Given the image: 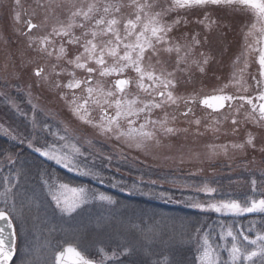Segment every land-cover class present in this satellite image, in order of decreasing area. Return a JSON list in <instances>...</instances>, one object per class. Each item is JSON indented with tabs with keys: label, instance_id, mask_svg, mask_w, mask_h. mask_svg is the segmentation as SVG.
<instances>
[{
	"label": "rangeland",
	"instance_id": "1",
	"mask_svg": "<svg viewBox=\"0 0 264 264\" xmlns=\"http://www.w3.org/2000/svg\"><path fill=\"white\" fill-rule=\"evenodd\" d=\"M94 2L98 7H102L105 3L124 5L121 12L115 14L121 19L119 27L123 34V21L134 18L135 10L129 6L130 0H20L19 6L16 5L15 0H0V93H3L0 95V135L18 143L20 139H24L25 143L22 145L27 148H29L27 140L34 135L37 137L34 141L37 146L47 141V144L54 146L59 154L70 155L71 145L75 144L84 152V156L77 157L81 169L92 171L90 164H102L124 176H133L139 181L143 178L141 182L151 183L155 180L158 185L165 183L193 188L207 183L215 187L216 194L222 198L246 195L259 197L264 192V185L261 184L264 180V176L261 175L264 172V152L260 151L264 147V128L246 119L251 111L246 103L238 114L234 109L239 106V101L233 105V108L230 109L226 105L219 112H214L200 103L204 98H210L214 90L229 83L232 74L238 73L239 69L243 68L246 58L250 66L245 78L248 85H253L250 74L257 72L258 53L251 52L247 57L241 55L245 51V33L254 20L252 14L237 12L230 8L211 7L177 9L166 17V19H174L179 16L189 21L187 26L174 29L170 34L173 43L183 44L185 35L190 39L192 35L199 33L201 44L196 46L186 63L179 65V70H176V53L162 54L160 57L162 63H156V58H153L151 64L157 73L175 70L177 88L173 90L174 95L185 98L194 95L196 103L185 105L179 101L177 105L155 109L151 118L163 119L167 113L169 126L177 131L174 134H165L157 130L159 143L150 141L145 147L137 148L135 143L123 138L116 140L114 137L100 134L98 129L85 125L71 112L68 101L72 100L73 91L78 98L87 95L83 85L75 90L63 87L73 79L69 75L73 71L77 79H84L88 75L67 62L83 52V39L79 44H69L67 37H53V43L47 46L49 51H52L51 55L37 50L39 40H30V37L49 34L53 27H58L61 23L67 24L72 11L76 8L86 10L87 6ZM144 2L166 7L170 0H141V3ZM158 10L159 7L152 11ZM205 12L209 14L210 19L216 21L211 31L195 23L196 20L203 19ZM17 13L20 15L19 21L14 18ZM29 19L39 25L31 32H28L26 24ZM75 19L78 22L81 20L80 17ZM90 26L91 22L85 25L86 28ZM72 31L75 36H81L84 29L74 28ZM109 38L98 37V41H106ZM247 43H253L252 37L248 38ZM61 44L67 49V56L58 60ZM200 53L210 58L207 65L201 64L205 69L204 72H200L197 64L193 63V60L202 61L203 57ZM238 56L240 61L235 63ZM106 60L108 64L113 63L110 57H106ZM148 63L146 60V67ZM89 66L95 67V64ZM38 67H43L44 74L48 76L47 81L41 82L34 75ZM62 69L64 71L61 75L55 74ZM117 78L116 76L102 78L98 73L93 75V80H99L105 89L112 87L113 81ZM119 78H129L133 81L128 89L131 94L138 95L141 99H149L135 86L137 75L133 70H127ZM57 82L61 87L55 86ZM254 89L255 87H250L245 93L238 91L237 86H229L224 91L233 95L252 96ZM62 95L66 96L67 100L63 99ZM9 101L15 103L17 107H13ZM90 107L93 109L92 118L98 121L100 110L91 105ZM188 107L192 108V113L187 117L181 115ZM113 111L109 109L110 113ZM33 112L37 122L40 125L47 124L48 130L40 128L33 130L31 124ZM173 116L175 120L172 119ZM233 118L237 120L235 125L231 122ZM196 119L200 120L199 125L194 123ZM216 120H220V123L215 124ZM121 123L122 126H126L123 121ZM140 123H143V115L137 121V126ZM214 128H218L219 131H214ZM248 133H252L255 137V148L248 145L244 149L231 147L233 143H244ZM60 136L66 139L61 140ZM89 140L92 141L91 144L88 143ZM222 145L229 146L227 154L220 147ZM211 146H216L217 155L212 154ZM108 156L112 157L110 162L106 159ZM44 158L49 160L47 157ZM0 164L7 163L3 161ZM58 165L63 167L62 164ZM87 177L94 176L87 175ZM252 179L257 180L255 191L250 187ZM38 191L32 192L33 197L21 189L17 196V205L27 206L25 222L21 224L20 220H17L19 224L17 264H51L54 251L64 244L55 245L57 239L88 238L89 228L97 222L96 206L86 205L73 217H69L49 209L43 199L44 195L40 190ZM38 194L40 199L36 198ZM51 202L55 207L54 202L52 200Z\"/></svg>",
	"mask_w": 264,
	"mask_h": 264
},
{
	"label": "snow or ice",
	"instance_id": "2",
	"mask_svg": "<svg viewBox=\"0 0 264 264\" xmlns=\"http://www.w3.org/2000/svg\"><path fill=\"white\" fill-rule=\"evenodd\" d=\"M16 5L19 6L20 0H15ZM130 7L134 8V18H127L123 21V34L119 25L121 19L116 13L121 12L122 4L105 3L102 7H98L97 3H91L87 9L76 8L71 12L69 22L67 24L61 23L58 27H53L52 31L44 36L32 38L30 40H39V52H45L48 55L52 54L49 51L48 44L53 43V37H67L69 44H79L83 39V52L76 55L73 59L67 62L74 66L75 69L83 70L88 75L84 79H77L75 72L69 73L73 79L69 80L63 87L69 90L80 89L84 86L86 97L78 98L73 91V98L68 101L71 112L85 125H90L94 129H98L100 134L114 137L116 140L122 138L126 141L135 143L137 148H142L148 142L154 141L159 143L157 130L165 134H174L177 130L169 126L168 116L165 113L163 119L153 120L151 114L155 109H163L171 105H177L182 101L185 105L196 103V97L190 95L187 98L174 95L177 88V81L175 77V70L165 73L161 71L157 73L152 66L151 61L156 58V63H162L160 59L162 54H177L176 70H179L181 63H186L187 58L192 55L196 46L201 44L199 33L191 36L189 39L184 36L185 43H173L170 34L173 30H178L181 26H187L189 21L184 17H176L174 19H166L169 14L177 9H194V8H211L221 7L230 8L237 12L244 11L251 13L254 17L253 22L248 26V31L245 33V51L241 54L245 57L251 52H257L258 70L255 74H250L254 82L253 85H248L245 74L250 66L247 58L244 61L243 68L239 72L232 74L229 83L214 90V94L210 98H204L200 101L207 108L214 112H219L227 105L228 108H233V105L239 101V106L234 109L238 114L240 108L246 103L250 106L251 111L247 114L246 119L251 120L254 124L264 128V0H170L168 6L163 7L153 3H141V0H130ZM159 7L158 11H152ZM102 12L103 15H97ZM80 17L78 22L75 18ZM17 21L20 19L19 13L14 17ZM91 22L90 27H85ZM195 23L203 25L206 29L211 31L212 26L216 24L215 20L210 19V16L205 12L203 19L196 20ZM28 32L38 28L39 25L32 23L31 19L26 21ZM74 28L84 29L81 36H75L72 31ZM27 35V33H24ZM91 38H87V37ZM98 37H110L108 40L98 41ZM252 37L253 43H247L248 38ZM207 39V37H205ZM123 49V52L121 50ZM55 49H53L54 51ZM181 53H183L181 55ZM67 56V49L63 44L59 46L57 59ZM203 57L202 61L193 60L197 64L200 72H204V67L209 62V57L204 53H200ZM106 57L113 60L112 64H108ZM148 61V66H145V61ZM240 57L236 58L235 63H239ZM95 64V67H90L89 64ZM55 68V66H53ZM133 70L137 79L135 86L138 90L143 92L149 99H141L138 95L131 94L128 89L133 81L129 78H119L127 70ZM61 72L55 73L61 75ZM100 77H118L113 81L112 87L105 89L99 80L94 81L93 75L97 74ZM34 75L40 79L41 82L47 81L48 76L44 74L43 67L35 69ZM147 81V82H146ZM57 88L61 87L59 82L55 85ZM229 86H237L238 91L247 93L250 87L257 89L255 96L247 95H233L228 94L224 89ZM3 95V93H0ZM131 97V98H130ZM62 98L67 100L66 96ZM13 107H17L15 103ZM31 103V101H29ZM100 110L99 120L92 118V107ZM35 107V106H34ZM113 109V112H109ZM19 111V109L17 108ZM192 113V108L181 115L187 117ZM22 115L24 113H21ZM143 115V123L137 126V121ZM175 120V116L172 117ZM227 119V117H224ZM126 126H122L121 122ZM232 124H237L235 118L232 119ZM196 125L200 124V120L194 121ZM219 124L220 120L214 121ZM31 124L33 130L40 128L41 130H48L47 124L40 125L37 122L35 112H33ZM214 131H219L214 128ZM235 131V129H234ZM16 139V137H13ZM59 139L65 140L66 137L60 136ZM36 136H32L27 140L29 148H32L36 153L49 160H54L57 164H62L64 168L69 171L79 172L81 175H93L100 179L103 183V178L97 172L88 169H81L77 162L78 156H84L81 148L75 144L71 145L72 153L59 154L55 151L54 146L47 144L37 146L34 141ZM255 137L252 133H248L247 139L244 143H233L231 147L234 149H244L246 145L255 148ZM21 144L25 143L24 139H20ZM92 143L91 140L88 141ZM213 148V155H217ZM224 153L228 152V145L220 146ZM264 152V147L260 149ZM109 162L112 160L111 156L106 158ZM7 160L11 164L16 163L14 154L8 153ZM264 176V172L261 173ZM143 178H141L142 181ZM16 183H19V173L16 176ZM156 184L157 181H151ZM45 186L48 187V194L55 204V209L67 216H73L82 210L86 205L93 201L99 200L107 202L109 205H114L117 201L110 195L104 193H96L84 186H73L67 182L57 181L55 184H50L48 180H44ZM264 185V180L261 181ZM114 187L116 185H113ZM257 180L250 181L251 190L255 191ZM15 185L6 178V187L3 192H0V202L4 207L0 208V264H12L13 257L16 255V236L17 225L14 223L20 220L21 224L25 222V208L24 204L17 205L13 188ZM136 187V185H133ZM191 187V186H188ZM197 193H203L207 196H213L217 189L211 187L207 183L194 186ZM146 195L150 193H145ZM161 198L166 196L165 193H159ZM170 200L171 197H168ZM188 206L200 209L205 212H214L222 215L243 216L250 213L264 214V192L259 198L245 196L243 199L228 198V199H210L208 201H200L195 197H190ZM134 228L139 226L133 225ZM142 239L151 244L157 237L163 236V233L155 227H149L147 230L141 229ZM251 232L252 229H247ZM219 240H223V244L219 240L212 239V231H203L202 228L194 227L191 234L186 240L182 239L181 243L191 242L193 239L198 245L197 251L199 255L195 258L192 264H264V230L256 231L255 236L252 237L246 234L243 227L234 228L232 225L221 223L220 230L217 233ZM140 250L145 255L150 256L151 252L141 245ZM137 246L131 242H117L114 249L105 251L104 248L97 250L100 254V259L96 260L86 249H83L79 244H74L65 241L53 253L51 264H107L109 261H119V264H149L147 260L136 261L128 259L137 254ZM227 253V258L222 256V253ZM151 264H160L159 261H153ZM164 264H181L180 261H170L166 256Z\"/></svg>",
	"mask_w": 264,
	"mask_h": 264
},
{
	"label": "trees",
	"instance_id": "3",
	"mask_svg": "<svg viewBox=\"0 0 264 264\" xmlns=\"http://www.w3.org/2000/svg\"><path fill=\"white\" fill-rule=\"evenodd\" d=\"M8 153L14 154L15 164L8 162ZM3 161L7 164H0V192L4 191L6 178H8L15 185L13 193L16 201L21 189L29 196H33L34 190H40L49 209L60 213L51 202L49 190L45 186L44 180H48L50 184L60 181L70 183L73 186H85L97 193L110 195L117 201L116 204L109 205L107 202L96 200L87 205L96 206L97 211V222L89 228L90 235L88 238H59L55 241V245L65 241L75 242L81 248L86 249L95 259H100V254L97 252L99 248H104L105 251L114 249L119 241L121 243L131 242L137 246V254L128 259L147 260L149 264L153 261H159L160 264H164V258L167 256L170 261L192 264L199 255L198 245L194 239L188 243H181V240H186L194 227L202 228L205 232L211 230L213 240H219L217 233L221 223L232 225L237 229L243 227L246 234L252 237L255 236L256 231L264 230V214L250 213L243 216H225L188 206L190 197H195L202 202L210 199H228L229 197L222 198L216 193L210 197L203 193H197L193 187L186 185L165 183L158 185L141 182L133 176H124L102 164H90L92 171L99 173L100 177L103 178L104 182L101 183L96 176L87 177L69 171L54 161L45 159L32 149L0 135V162ZM18 173L19 183H16ZM145 193L150 194L146 195ZM159 193H165L166 196L161 198ZM39 194L36 196L37 199L41 198ZM168 197L171 199L169 200ZM244 197L230 198L243 199ZM2 207L4 205L0 202V208ZM15 224L18 231L17 220ZM133 225L139 227L134 228ZM149 227H155L163 233V236L157 237L151 244L142 239L140 231L141 229L147 230ZM249 228L252 229L251 232L247 231ZM219 242L223 244V240H219ZM141 245L151 252L150 256L145 255L140 250ZM222 256L226 259L227 253L223 252ZM17 263L18 261L15 259L13 264ZM107 264H119V261H109Z\"/></svg>",
	"mask_w": 264,
	"mask_h": 264
},
{
	"label": "flooded vegetation",
	"instance_id": "4",
	"mask_svg": "<svg viewBox=\"0 0 264 264\" xmlns=\"http://www.w3.org/2000/svg\"><path fill=\"white\" fill-rule=\"evenodd\" d=\"M257 62V61H256ZM258 65V63H257ZM257 70H258V67H257ZM257 94V89L255 88V92H254V96Z\"/></svg>",
	"mask_w": 264,
	"mask_h": 264
},
{
	"label": "water",
	"instance_id": "5",
	"mask_svg": "<svg viewBox=\"0 0 264 264\" xmlns=\"http://www.w3.org/2000/svg\"><path fill=\"white\" fill-rule=\"evenodd\" d=\"M14 258V257H13Z\"/></svg>",
	"mask_w": 264,
	"mask_h": 264
}]
</instances>
